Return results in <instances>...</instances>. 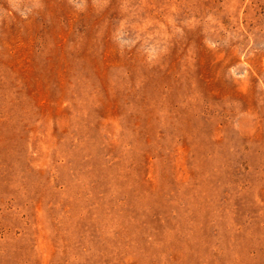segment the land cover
I'll return each instance as SVG.
<instances>
[{"label": "rangeland", "instance_id": "rangeland-1", "mask_svg": "<svg viewBox=\"0 0 264 264\" xmlns=\"http://www.w3.org/2000/svg\"><path fill=\"white\" fill-rule=\"evenodd\" d=\"M0 264H264V0H0Z\"/></svg>", "mask_w": 264, "mask_h": 264}]
</instances>
